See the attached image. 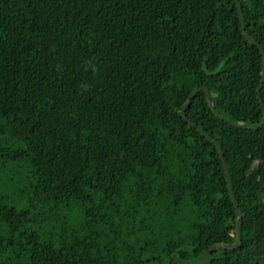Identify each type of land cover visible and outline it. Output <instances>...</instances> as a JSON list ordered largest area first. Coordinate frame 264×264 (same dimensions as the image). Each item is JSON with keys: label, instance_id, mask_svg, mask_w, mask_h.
Segmentation results:
<instances>
[{"label": "trees", "instance_id": "obj_1", "mask_svg": "<svg viewBox=\"0 0 264 264\" xmlns=\"http://www.w3.org/2000/svg\"><path fill=\"white\" fill-rule=\"evenodd\" d=\"M264 48V0H239ZM236 0H0V264H206L237 240L208 88L263 120ZM264 104V87L261 92ZM264 264V127L199 92Z\"/></svg>", "mask_w": 264, "mask_h": 264}, {"label": "water", "instance_id": "obj_2", "mask_svg": "<svg viewBox=\"0 0 264 264\" xmlns=\"http://www.w3.org/2000/svg\"><path fill=\"white\" fill-rule=\"evenodd\" d=\"M236 5H237V8H238V13H239L240 20H241V23H242V29L244 31L245 38L247 39V41H249L252 45L256 46L260 50L262 58H263L262 79H261V82H260V85H259V89H258V100L260 101L261 106H262V110H263V120H262V122L259 125H253V126H247V125H242V124H237V123L231 122L229 119H227L226 117L221 115L219 113V111L216 109V107L214 105V101H213V99H212V97L210 95V91H209L208 88H201V89L195 90L190 95V97L188 98L187 102L184 104V106H183V108L181 110V113H180L181 117L186 122H188L193 128L198 129V131L201 133V135L203 137H205L209 142H211L217 148V151L219 153L220 159H221V161L223 163V167H224V170H225V175H226L227 182H228V187H229V191H230L231 200H232V203L234 204V207H235V209L237 211V221H236L237 240H236V242L233 243V244H217V245L212 246L208 250H206L204 252V261H205L206 264H212L211 259H210V255L213 252H216V251H219V250H233V249L238 248L241 245V243H242L241 225H242L243 220H244V213L239 209V206L237 204V200H236V197H235V194H234V189H233V186H232V180H231V176H230L229 166H228V163H227V161H226V159L224 157L221 145L219 144V142L214 140L211 136H209L202 129H199L197 124L193 123L192 121H190L187 118V116H186V108L189 106L191 101L197 96V94L202 91L206 95V100H207V103L209 105V108L221 120L229 123L230 125H232V126H234L236 128H239V129L257 130L259 128H263L264 127V104H263L262 96H261V92H262V89L264 87V48L256 40H254L251 36H249V34L246 32L245 16H244L242 4H241V2L239 0H236Z\"/></svg>", "mask_w": 264, "mask_h": 264}]
</instances>
